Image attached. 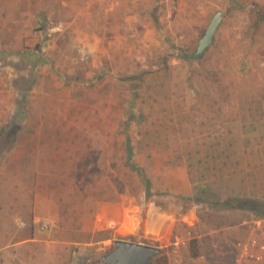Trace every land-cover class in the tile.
Segmentation results:
<instances>
[{
  "label": "rangeland",
  "instance_id": "obj_1",
  "mask_svg": "<svg viewBox=\"0 0 264 264\" xmlns=\"http://www.w3.org/2000/svg\"><path fill=\"white\" fill-rule=\"evenodd\" d=\"M254 229L264 0H0V264H249Z\"/></svg>",
  "mask_w": 264,
  "mask_h": 264
},
{
  "label": "water",
  "instance_id": "obj_2",
  "mask_svg": "<svg viewBox=\"0 0 264 264\" xmlns=\"http://www.w3.org/2000/svg\"><path fill=\"white\" fill-rule=\"evenodd\" d=\"M223 20V12L218 11L209 23L205 34L199 40L197 55H203L205 50L213 44L217 30ZM162 253V249L123 239L116 240L114 248L99 258L105 264H152L153 259Z\"/></svg>",
  "mask_w": 264,
  "mask_h": 264
},
{
  "label": "trees",
  "instance_id": "obj_3",
  "mask_svg": "<svg viewBox=\"0 0 264 264\" xmlns=\"http://www.w3.org/2000/svg\"><path fill=\"white\" fill-rule=\"evenodd\" d=\"M131 156L132 153L130 152V157ZM147 184H150V182H148ZM248 245L253 247L252 254L248 255V263L264 264V231L254 229L248 238Z\"/></svg>",
  "mask_w": 264,
  "mask_h": 264
},
{
  "label": "crops",
  "instance_id": "obj_4",
  "mask_svg": "<svg viewBox=\"0 0 264 264\" xmlns=\"http://www.w3.org/2000/svg\"><path fill=\"white\" fill-rule=\"evenodd\" d=\"M23 228H25V227H23ZM37 242H38L37 239H24V240L19 241V242H14L12 244L13 245V252H12V254H13L14 258H17L18 257L20 259V254L18 252L20 251L22 245L25 246V244H26L27 247H29L31 245H34ZM1 255H2V260L4 261V255L3 254H1ZM1 255H0V257H1ZM3 261H1V262H3Z\"/></svg>",
  "mask_w": 264,
  "mask_h": 264
},
{
  "label": "built area",
  "instance_id": "obj_5",
  "mask_svg": "<svg viewBox=\"0 0 264 264\" xmlns=\"http://www.w3.org/2000/svg\"><path fill=\"white\" fill-rule=\"evenodd\" d=\"M20 225L22 226V227H26L27 226V223L26 222H24V221H21L20 222ZM42 228H45L46 226H47V223L45 222V223H41V225H40Z\"/></svg>",
  "mask_w": 264,
  "mask_h": 264
}]
</instances>
